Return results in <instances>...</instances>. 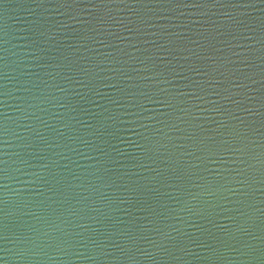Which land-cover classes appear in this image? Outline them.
I'll return each mask as SVG.
<instances>
[{
  "label": "water",
  "instance_id": "95a60500",
  "mask_svg": "<svg viewBox=\"0 0 264 264\" xmlns=\"http://www.w3.org/2000/svg\"><path fill=\"white\" fill-rule=\"evenodd\" d=\"M96 0H93L95 3ZM56 0H51L48 5V10L45 11L42 8L37 7V4L33 0H5L4 5H0V24L6 26V34L0 33L8 42L6 44H0V47L6 48L7 52H0V56L7 57L8 67L4 68L0 65V74H6V79H0V85H6L8 95L0 97V123L7 124L10 129L9 135L4 137L8 140L9 146L0 145V153L7 152V156L0 155V159L8 160V169L10 179L6 181L9 187L0 189V192L9 191L12 192L14 188L19 187L22 191L18 194L19 199L10 207L15 209V216H0V219L4 220L9 225L11 231L14 233L17 239L14 241L11 237L9 241H0V248L13 247L15 243L17 247L24 248L28 251V255L31 257L29 260L23 258L9 261L7 264H129L128 257L116 249V244H121L125 248H130L132 253L136 257L135 264H211L207 259L209 252L206 248L199 246L201 243L213 244L216 247H220V251L228 258L229 264H259V252L257 251L253 255L243 256L244 246L247 243H252L257 249L264 247L262 245V239H264V231L259 227L260 219L259 212L257 213L255 226L248 228L247 232L236 231V223L229 220L227 217H236L240 224H243V219L240 217L242 211H248L247 208L242 207L236 201L241 199L239 196L240 186L235 182L228 185L232 192H225L224 196H206L205 199L213 203H218L220 207L217 209L218 215L215 217L217 226H212L207 223L206 220H199L197 217H193L189 224H183L179 219H172L168 221L169 224L181 227L183 232L189 235L181 236L184 241L183 245H177L173 247L171 244H166L169 249V253L165 255L164 252L160 251L157 244L163 242L162 237L154 230H146L142 236H138L136 244L130 245L127 239L119 233L128 230L137 231V229L143 226L146 221L143 217L146 215L144 211H141L142 204L136 203L137 200L143 202L145 200L155 204V201L150 195L146 194H134L130 197L132 200L131 204L125 201L129 198L124 192L122 186L107 187L104 186L99 179L92 176V173H96L97 176L103 175L102 166L97 163L96 159L89 157H97L101 160H105L98 152H92L79 140H59L57 132H63L66 136L81 137L85 140L94 141L95 138L89 135L90 130L84 127V124H78L75 120L71 121L72 128H65L64 123L68 122L66 117L75 116L79 120L85 123L99 124L100 121H105L111 124V121H107V112H104L102 108L95 107L94 105L86 104L80 100L79 97L73 95V88H79V86H73L68 84L65 80L66 73L60 69L55 68L53 65L64 61V57L68 59H75L77 56L88 57L92 63L89 65L94 71L99 72L101 69H109L111 67L121 68L131 73V68L143 69L144 65L138 63L135 60L129 59L128 56H124L119 49H123L125 52L130 53L132 56L139 57L144 60L149 67L153 64L158 66V71L163 72L164 76L168 78L170 83L162 84V87L167 88L171 93L177 96L178 101L188 99L187 97L179 96V93L186 92L188 89L184 87L186 83L183 79L174 74H169L170 69L175 67L177 71H180V66L183 64L187 66L184 56L190 55L189 53L183 52L184 47L193 49L196 53L203 56H214L218 61V66L221 67L222 71H227L228 68L238 67L243 70L244 73L250 75V79L244 80L243 83L247 85L244 89H233V92H243L246 95H232L230 100L223 101L221 103L226 108L231 109L236 115L244 118L250 127L245 130L247 141L254 142L258 147L264 145V128L261 126V122L264 121V80L261 78V71L264 70V63L260 60V52L258 49L260 45L255 41L245 40H231V37L216 36V39L205 38L208 33V25L201 26L200 24L192 23L194 20H214L217 25L224 23L225 17L222 16V11L218 6L211 3L205 5L203 9H196L192 7H181L174 13H167L161 15H153L151 13L146 16L149 19V24L140 25L141 31L138 33H130L121 24H128L132 21H137V16L131 12L128 7L122 4L110 5L111 14L117 24H107L104 26L95 25L98 29L97 32H92L90 29L94 26L86 23L91 21L92 17L87 14L88 11H97L96 8L92 7V3L89 0H84L78 6H72L70 8H61L59 11L56 10ZM102 9L103 6H98ZM131 7H138L132 5ZM174 7V6H173ZM233 14L237 19L244 20L250 24L251 27L256 29V33H247L248 35H255L257 38L260 35L261 21H264V3H260V0H254L253 3L242 5L238 8L232 9ZM60 12H67L71 16H76V19H71L70 15H60ZM179 12H183L184 16L180 17ZM201 12H207L208 16L203 17L200 15ZM166 15H170L172 18H166ZM61 22L64 26L61 27L56 23ZM181 22L188 24L190 30L180 27H173V25L180 24ZM37 23L45 25L44 31L45 36L41 37L42 40L46 41L43 45L49 50L47 57L42 63L43 67L35 64L33 59V53L28 47L29 37L34 35L31 29L36 27ZM154 25V26H153ZM135 26L130 24L129 27ZM178 32L183 37L177 36H162L163 32ZM156 33L157 35H153ZM204 33L205 35H201ZM78 35H86L89 37L87 40L76 39ZM94 39H91L93 38ZM230 39L231 48L228 45L222 44L219 41ZM102 41L103 43H100ZM152 41H157L158 44H163L169 48H175L176 50L172 53L158 52L157 48L153 45ZM170 41H175L173 45ZM198 42V43H194ZM75 45V48H79V52H76L75 48H69L68 45ZM87 44L86 47L81 45ZM237 44H244V47H236ZM135 45V47H133ZM203 45L204 47H200ZM209 45L214 46L216 51L211 50ZM249 47L253 50L249 51ZM90 49V50H88ZM139 49V51H137ZM233 53H240V56L234 55ZM110 56L115 59L112 62L105 61V57ZM248 56L252 66L247 67L245 64L240 63V60ZM59 57V60L53 58ZM231 59L236 61L235 65L227 64V60ZM115 61H126V64L116 63ZM171 61V64L167 63ZM81 63H88L87 61L81 60ZM190 62H194L201 66L211 64L210 60H197L196 57L191 56ZM97 64H101L98 67ZM23 67L22 71L25 75H22L18 70ZM102 75L113 76L114 74L110 71L101 73ZM196 80H206L207 78L196 73H185ZM26 82L27 84H24ZM120 86L127 87L132 84L133 81L127 80L123 77L119 78ZM32 83L38 85L33 87ZM214 83V82H213ZM55 85L67 89L66 92L61 93ZM52 86V87H49ZM225 86H228L225 83ZM25 87L32 88V92L28 93L24 89ZM80 91H86L78 89ZM135 90V89H133ZM212 89L210 88V91ZM101 91L110 97H119L114 89L101 88ZM47 96L45 100L42 97ZM67 96V101L63 100V97ZM36 97V98H33ZM55 97V99H53ZM98 103L103 104L106 108L112 111H119L123 113V109H117L113 104H110L107 99H101L100 97H94ZM207 99H217L213 96H208ZM51 101V102H49ZM236 101H244L243 104L239 105L240 108L248 107L253 111L252 113H246L239 111ZM69 102L70 106L67 110L60 106L61 103ZM129 111H136L130 105L133 103L132 98H128ZM195 103L188 99V106ZM153 113L157 114L158 119L168 120L169 117L163 115V113L171 112V109L164 108L162 105H146ZM72 107L91 109L97 115L95 117L86 114L83 111L73 112ZM180 107H186L184 104H180ZM208 107L207 103H201L199 109H192L196 116L200 117V122L207 129H216L219 127L218 123L213 121H222L226 124L236 123V121L229 122L226 117L217 115L214 113L204 112L203 110ZM175 113L173 114V116ZM39 118V119H38ZM122 124L117 126L115 136H106L105 142L95 140L96 143L100 144L101 147L105 148L113 159V163L108 164V167L112 169V178L116 181V184L128 183V177L121 179L120 174L125 172H139L141 176H148L146 170L133 168L132 165L135 163L133 157L142 156L143 154L131 143L136 141L139 137L136 135L138 132H144L145 130L139 127L136 118L129 115L122 116ZM144 123H150L155 128H163V132L167 133L168 139L163 133L160 134L158 139L165 146H169L171 149L172 144L176 145L189 143L183 133L174 131L170 128H165L163 125H158L155 121H144ZM179 127H185L180 121H175ZM221 132H225V129L221 128ZM39 132L48 139L51 147L47 150L45 155L49 157V160H55L59 162V167L54 169L58 177L66 178L73 184L83 183L85 188L91 190V185L95 184L101 192L106 195L112 196L116 200L115 207L108 208L99 202V197L93 193V199H96V203L92 204V208H99V212L90 211V215L99 216L101 213H105L111 217L109 221L104 224H96L91 220L80 221L84 227L76 226V219L70 215L67 211V207H79L76 203V199H79L77 195L76 199L70 200L62 206L53 205V207H60L62 215L60 218L55 216L47 217V220L52 221L53 224L58 225L59 228L65 232L71 234L72 245L67 250V254L56 250L50 245L53 243L54 238L57 236V232L53 227L49 225L45 219V213L38 206L32 203V200H44L47 196H52L51 193H46L45 196H39L38 186L30 183L33 179L30 172H41V175H45L39 165L40 161L35 157L31 156L30 149H25L19 145L23 143L21 137L33 138L35 134ZM191 132V129H188ZM215 134V133H213ZM145 135H152V133L146 132ZM118 137V138H117ZM224 139L231 142V137L225 132ZM59 140V142L57 141ZM57 143L60 146L57 147ZM64 143L69 146L65 147ZM113 146L119 149L114 151ZM76 149L73 151L72 149ZM164 153V148L161 149ZM59 153V155H57ZM189 159H194L190 157ZM28 161V163H24ZM118 162V163H117ZM159 165L157 164L153 167ZM64 166H67L65 168ZM162 167V165H161ZM209 168L214 170L223 171L224 167L221 164H209ZM231 167H237L231 165ZM100 169V171H97ZM81 176L80 181L73 180L72 174ZM226 175H229L226 173ZM235 175V173H231ZM45 178H47L45 176ZM211 178V177H210ZM131 179H138L133 176ZM220 179V177H216ZM0 183H4L0 181ZM196 183H199L197 180ZM195 190V189H194ZM169 189L161 188L160 192L163 194ZM76 192L80 195L87 196L89 191L77 188ZM173 195L180 196V193H173ZM254 197L255 199L250 201L255 207L264 211V185H254ZM54 199H63V197H54ZM160 200L162 203L167 204L169 207L176 209V214L183 218L188 219L189 213L181 212L179 205L176 204L175 200H169L167 197L161 195ZM147 207V205H143ZM103 219V217H101ZM71 221V223H68ZM124 221V223H121ZM192 224H202L206 228H210L211 231L218 236L228 239V231H232L235 235V239H228V247H222L215 240L206 239L200 236V232L197 231L196 227L191 226ZM247 227V225H244ZM165 231L170 232L172 236H177V233L171 228H166L164 225H158ZM99 229L100 233L93 232L92 229ZM149 228H152L149 225ZM103 232H108L107 234ZM80 233V235H75ZM250 233V234H249ZM139 235V232H137ZM19 237V239H18ZM89 237L97 240L99 248L94 246ZM196 237H200L196 240ZM31 239L34 244H26L21 241ZM196 240V243H192ZM166 243V242H164ZM83 245H87V252ZM239 249L240 251H236ZM81 252H86L85 256H81ZM4 252H0V257L4 256ZM87 256L96 257V259H88Z\"/></svg>",
  "mask_w": 264,
  "mask_h": 264
},
{
  "label": "snow or ice",
  "instance_id": "6c2138e0",
  "mask_svg": "<svg viewBox=\"0 0 264 264\" xmlns=\"http://www.w3.org/2000/svg\"><path fill=\"white\" fill-rule=\"evenodd\" d=\"M37 4V7L47 11L48 5L51 3V0H33ZM84 0H56L57 7L56 10L59 11L61 8H70L72 6H78L83 3ZM254 0H96L93 3V0H89V3H92V7L96 8L97 11H88L87 14L92 17L91 21H86V23L94 26L91 27L92 32H97L98 29L95 25L104 26L107 24H117L113 20L111 14L110 5L122 4L128 7V9L137 16V21L129 22L128 24H121L125 30L130 33H138L141 31L140 25L149 24L150 20L145 17L149 13L153 15H161L167 13H174L177 9L181 7H192L196 9H203L205 5L211 3L218 6L222 11V16L225 17V21L222 24L217 25L214 20H194L192 23L200 24L201 26L208 25V33L205 35V38L216 39V36H226L231 37V40H245V41H255L260 45L258 51L260 52V60L264 63V21H261L260 25V35L257 38L255 35H248L247 33H256V29L251 27L250 24L244 20L237 19L233 14L232 9L238 8L242 5L253 3ZM260 3H264V0H260ZM5 0H0V5H4ZM136 5L138 7H131ZM98 6H103L102 9ZM174 6V7H173ZM60 15H70L67 12H60ZM201 16L207 17V12H201ZM179 16L183 17L184 13L179 12ZM0 18H2V13H0ZM71 19H76V16H71ZM166 18L171 19L170 15H166ZM58 25L63 27L64 25L56 21ZM135 25L129 27V25ZM154 26V25H153ZM173 27H180L190 30V26L181 22L180 24L173 25ZM45 25L42 23H37L34 29L30 31L34 33L29 39L28 47L33 53V59L35 64L43 67L44 64L42 61L47 57L49 50L43 45L46 41L42 40L41 37L45 36L44 31ZM0 33L6 34V26L0 24ZM153 35H157L153 33ZM162 36H177L180 38H185L181 33L178 32H163ZM80 40H87L89 37L86 35H78L75 37ZM91 39H94L91 38ZM231 40L225 39L219 41L222 44L228 45L231 48ZM8 41L4 39L3 36H0V44H6ZM100 43H103L100 41ZM153 45L157 48L158 52H166L172 54L176 49L166 47L163 44H158L157 41H152ZM171 44L175 45V41H170ZM194 43H198L195 42ZM87 44L81 45V47H86ZM204 47L203 45H199ZM236 47H244V44H237ZM69 48H75V45L69 44ZM88 47V46H87ZM135 47V45H133ZM211 50L216 51L214 46L209 45ZM76 52H79V48H75ZM90 50V49H88ZM119 51L124 55L128 56L129 59L135 60L138 63L144 65L143 69L140 68H131V73L125 71L123 67L115 68L111 67L107 70L101 69V71L96 72L89 65L92 63L88 57L77 56L75 59H68L64 57L63 60L67 61L66 63L61 61L55 63L53 66L57 69H60L62 72L66 73L65 80L68 84L73 86H79L78 89H83L86 91H80L77 88H73V95L80 98L86 104L94 105L95 107L102 108L104 112L108 113L106 117L107 121H111V124L106 123L105 121H100L99 124L85 123L82 120H79L75 116L66 117L68 122L64 123L65 128H72L71 121L75 120L78 124H84V127L89 129V135L94 137L95 140H100L102 142H107L104 140L106 136H115L117 126L124 123L122 116L129 115L136 118L139 127L144 129V132H138L136 135L139 137L136 141H131V143L143 154L142 156L133 157L135 163L132 165L133 168H138L146 170L150 175L141 176L139 172H125L121 173L120 177H128V183H122L117 185L116 181L112 178V169L108 167V164L113 163L111 154L100 144L94 141L85 140L81 137H71L66 136L63 132H57V137L59 140H79L80 143H83L87 148L92 152H98L102 157H105V160H101L97 157H89L91 159H96L97 163L102 166L103 175L97 176L94 172L91 175L95 176L101 181L104 186L113 188L117 186H122L124 192L129 197L125 202L128 204L132 203L130 199L134 194H146L150 195L155 201V204L150 203L145 200L143 202L137 200L136 203H141V211H144L146 215L143 217L146 223L139 227L137 231L128 230L125 232L119 233L124 236L130 245L136 244L138 236H142L143 232L146 230H154L161 237V243L156 246L160 251L164 252L165 255L169 253V249L166 244H171L173 247L177 245H183L184 241L181 236L189 235L188 233L183 232L181 227H176L175 225L169 224L168 221L172 219H179L183 224H189L190 220L193 217L199 218V220H206L208 224L212 226H217L215 217L218 215L217 209L220 207L218 203H213L205 199L206 196H221L224 199L227 197L224 196L225 192H232L233 189L228 187L232 182H235L240 186L239 196L241 199H238L236 202L242 207L247 208L248 211H242L240 217L243 219V224H240L236 217L229 216V220H232L236 223V231L238 232H247L248 228L255 226L257 213L259 212L260 224L259 227L264 231V211L255 209L254 205L250 201L254 200V185L259 183L264 185V145L258 147L254 142H248L245 129L250 127L247 121L241 116L236 115L231 109L225 107L221 100L227 101L231 99L232 95H246L243 92H233V89H244L247 87L244 80L250 79L248 73H244L241 68L231 67L227 71H222L221 67L218 66V61L214 56H201L196 53L193 49L184 47L183 52L189 53L190 55L184 56L187 66L181 65L180 71H177L175 67L170 69L169 74H174L175 76L180 77L186 83L184 87L188 89L186 92L179 93L181 97H187L188 99L194 101L195 103L188 106V99L178 101L177 96L171 93L167 88L162 87V84L170 83L168 78L164 76L163 72L158 71V66L153 64L152 67H149L147 63L140 59L139 57L132 56L130 53L125 52L123 49ZM139 51V49H137ZM249 51L253 50L249 47ZM0 52H7L6 48L0 47ZM234 55L240 56V53H233ZM194 56L197 60H210L211 64L206 66L198 65L194 62H190V57ZM59 60V57L53 58ZM105 61L112 62L115 58L106 56ZM84 60L88 63H81L80 61ZM248 56H244L240 63L245 64L247 67L252 65L248 63ZM116 63L126 64V61H115ZM171 64V61H167ZM227 64L235 65L236 61L227 60ZM0 65H3L4 68L8 67L7 57L0 56ZM101 64H97L98 67ZM23 67L18 69L22 75L25 73L22 71ZM110 71L113 73V76L102 75V72ZM196 73L197 75H202L206 77V80H196L191 76L185 73ZM123 77L127 80L133 81L132 84L127 85V87L120 86L119 78ZM261 78L264 80V70L261 71ZM0 79H6V74H0ZM214 82V83H213ZM27 84L26 82H23ZM227 83L228 86H225ZM33 87H38L37 84L32 83ZM52 87V86H49ZM61 93L67 91L59 85H55ZM101 88H111L119 93V97H110L106 96ZM210 88L212 89L210 91ZM0 89H6V85H0ZM135 89V90H133ZM26 92L31 93L32 88L25 87ZM8 93L6 90H0V97L7 96ZM208 96L216 97L217 99H207ZM94 97H100L101 99H107L110 104H113L117 109H123V113L119 111H112L109 108H106L103 104L98 103ZM131 97L133 103L131 107L135 108L136 111L130 112L128 98ZM36 98V97H33ZM43 99L47 100V96H43ZM55 99V97H53ZM64 101H67V96L63 97ZM51 102V101H49ZM0 103H4L0 101ZM201 103H207L208 107L204 109V112L214 113L226 117L229 122L236 121V123L226 124L222 121H213L218 123L219 127L216 129H207L200 122V117L196 116L192 109H199ZM237 105V109L242 112L252 113V109L248 107L240 108L239 105L243 104L244 101L234 102ZM162 105L164 108L171 109V112L163 113V115L169 117L168 120H160L157 117V114L153 113L146 105ZM180 104L186 105V107H180ZM60 106L67 110L70 106L69 102L61 103ZM264 107V103L261 105ZM73 112L83 111L88 115L95 117L97 114L92 112L91 109L85 108H76L72 107ZM175 115L173 116V114ZM2 115V114H0ZM264 116V113H261ZM39 119V118H38ZM180 121L185 127H179L175 121ZM144 121H155L158 125H163L165 128H170L174 131L186 134L185 138L189 142L187 144L176 145L172 144L171 149L169 146H165L161 143L160 139L157 137L161 133L168 139L167 133L163 132V128H155L154 125L150 123H144ZM262 128H264V121L261 122ZM191 129V132H188V129ZM225 129V132L230 136L231 142L224 139L225 132H221L220 129ZM10 129L7 124L0 123V145L9 146L8 140L4 137L8 136ZM146 132L152 133V135H145ZM215 133V134H213ZM118 138V137H117ZM23 143L19 146L25 149H30V155L38 159L41 163L39 165L41 171L45 175H41V172H30L29 175L33 177L30 183L38 186L39 196H45L46 193H51L52 196H47L44 200H32V203L35 206H38L42 209V212L45 213V219L49 216H55L60 218L62 215L60 207H53V205H64L69 203L70 200L76 199L79 195V199H76V203L79 207L69 206L67 211L72 217L76 219L77 227H84L80 223L82 220H91L96 224H104L106 221H109L111 217L107 216L105 213H101L99 216L90 215V211L99 212V208H92L91 205L96 203V199H93V193L98 195L99 202L105 207L116 208V200L109 195L104 194L98 188L95 187V184L91 185V190L85 188L83 183L73 184L71 181L66 178L58 177L54 169L59 167V162L55 160H49V157L45 155L47 150L51 147L48 143V139L43 136L41 133L37 132L35 136L31 139L27 137L20 138ZM59 140H57L59 142ZM57 147L60 146V143H57ZM65 147L69 145L64 143ZM164 148V153L161 152V149ZM76 151V149H72ZM114 151H119V149L113 146ZM0 155L7 156V152L0 153ZM59 155V153H57ZM194 157V159H189ZM159 160V165L153 167L154 164H157ZM28 163V161H24ZM118 163V162H117ZM209 164H221L224 167L223 171L214 170L209 168ZM162 165V167H161ZM231 165H236L237 167H231ZM67 168V166H64ZM97 171H100L98 169ZM229 174V175H226ZM235 173V175H231ZM45 176L47 178H45ZM137 177L138 179H131V177ZM73 180L80 181L81 176L72 174ZM211 177V178H210ZM220 177V179H216ZM10 179L9 169H8V160L0 159V189H7L6 181ZM199 183H196V181ZM77 188L84 189L89 191V195L83 196L76 192ZM165 188L171 191L161 193L160 189ZM195 189V190H194ZM5 191L0 192V216H9L8 213V203L4 196ZM173 193H180V196L173 195ZM161 195L167 197L169 200H175L176 204L179 205V210L181 212L189 213L188 219H183L176 214V209L169 207L167 204L161 202ZM54 197H63V199H54ZM147 205V207H143ZM103 217V219H101ZM49 225L54 228L58 233L54 238L53 243L50 245L60 252L67 254V250L72 245L71 234L65 232L63 229L59 228L58 225L52 223V221L47 220ZM71 223V221H68ZM124 223V221H121ZM149 225L152 228H149ZM158 225H164L166 228H171L177 233V236H172L170 232L165 231L163 228L158 227ZM244 225H247L245 227ZM191 226L196 227L197 231L200 232V236L205 237L206 239L215 240L222 247H228V239H235V235L232 231H228V239H225L217 234L213 233L210 228H206L202 224H192ZM11 229L9 225L5 223L4 220L0 219V241H9V232ZM93 232L100 233L99 229H92ZM139 232V235H137ZM107 234L108 232H103ZM250 234V233H249ZM75 235H80V233H75ZM19 239V237H18ZM200 237H196V240H199ZM91 243L99 248L97 240L89 237ZM196 240H193L192 243H196ZM26 244H34L35 242L31 239H26L21 241ZM166 242V243H164ZM262 245H264V239H262ZM87 252V245H83ZM199 246L204 247L208 250L209 256L207 259L211 264H229L228 258L221 253L220 247H216L213 244H204L201 243ZM121 253L125 254L128 257L129 264H135L136 257L132 253L130 248H125L121 244L115 245ZM8 248H0V252L7 253ZM31 249H28L26 252H22L19 255L25 260L31 259L28 255ZM236 251H240L236 249ZM259 252V264H264V247L257 249L252 243H247L244 246V251L242 252L243 256L253 255L256 252ZM86 252H81V256H85ZM88 259H96L93 256H87ZM0 264H7L6 255L0 257Z\"/></svg>",
  "mask_w": 264,
  "mask_h": 264
},
{
  "label": "clouds",
  "instance_id": "9594fccd",
  "mask_svg": "<svg viewBox=\"0 0 264 264\" xmlns=\"http://www.w3.org/2000/svg\"><path fill=\"white\" fill-rule=\"evenodd\" d=\"M8 181V180H7ZM7 186L9 187V185L7 184ZM22 190L17 187V188H14L12 190V192H9V191H5L4 193V196H5V199L9 205L8 207V213H9V217H14L15 216V209L10 207L11 205H13L14 203H16V201L20 198L19 197V193L21 192ZM9 237H11L14 241L17 239V237L15 236L14 233H9ZM27 250L24 249V248H19L17 247V245L14 243L13 244V247L11 248H8V251L7 253L5 254L6 257H7V262L9 261H14V260H17V259H20L21 256L19 255L20 253L22 252H26Z\"/></svg>",
  "mask_w": 264,
  "mask_h": 264
}]
</instances>
